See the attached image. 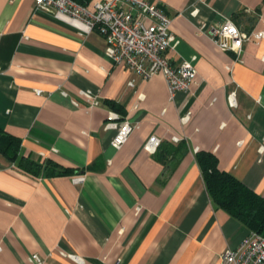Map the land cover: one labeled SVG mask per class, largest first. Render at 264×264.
<instances>
[{"label": "crops", "instance_id": "1", "mask_svg": "<svg viewBox=\"0 0 264 264\" xmlns=\"http://www.w3.org/2000/svg\"><path fill=\"white\" fill-rule=\"evenodd\" d=\"M146 1L171 18V64L192 59L197 71L172 99L162 74L141 80L108 58L96 30L83 35L34 0H0V136L18 141L14 162L0 152V264H35L33 254L42 264H219L247 236L212 203L196 154L264 198V40L243 43L237 60L208 35L226 20L264 29V0ZM109 112L138 124L118 150L103 129ZM151 136L155 152L144 149ZM59 167L71 172L47 174Z\"/></svg>", "mask_w": 264, "mask_h": 264}, {"label": "built area", "instance_id": "2", "mask_svg": "<svg viewBox=\"0 0 264 264\" xmlns=\"http://www.w3.org/2000/svg\"><path fill=\"white\" fill-rule=\"evenodd\" d=\"M34 9L51 13L56 19L73 26L83 35L96 30L106 41L105 54L108 58L115 63L124 64L141 80L162 74L171 99L177 92H188L195 82L197 71L192 59L173 66L168 57V53L175 52L179 43L170 29L171 18L146 0L95 1L90 7L77 0H34ZM208 35L221 51L233 52L239 60L243 43L258 44L263 41L264 29L246 33L232 21L226 20L221 26L210 28ZM128 86L134 87V81H129ZM35 92L41 94L40 90ZM78 94L87 103L88 108L98 105V100L91 91L81 90ZM137 98L142 99V96L138 95ZM71 101L74 106H79L77 101ZM229 103L234 105L233 94L229 97ZM188 117L189 114H186L182 121L186 122ZM137 127V123L121 118L116 112H109L103 129L115 131L111 146L118 150ZM172 140L177 142L175 137ZM159 143L157 137L151 136L144 149L155 152ZM83 180V175L74 178L77 183ZM138 209L137 207L136 210ZM60 255L77 263L83 262L76 255L64 252H60ZM30 260L35 264L43 263L36 254H33ZM219 264H264V237L249 231L239 246L225 250Z\"/></svg>", "mask_w": 264, "mask_h": 264}, {"label": "trees", "instance_id": "3", "mask_svg": "<svg viewBox=\"0 0 264 264\" xmlns=\"http://www.w3.org/2000/svg\"><path fill=\"white\" fill-rule=\"evenodd\" d=\"M158 149L159 146L156 151ZM179 149L182 150V147ZM0 152L10 162H14L18 157V141L10 137L3 139L0 136ZM196 159L201 167L207 192L215 207L227 212L249 231L264 237V198L248 189L229 173L219 170L217 161L211 154L200 152L196 154ZM19 165L25 171L37 170L40 167L30 161H24ZM69 172H71L70 169L60 167L47 170L48 175Z\"/></svg>", "mask_w": 264, "mask_h": 264}]
</instances>
